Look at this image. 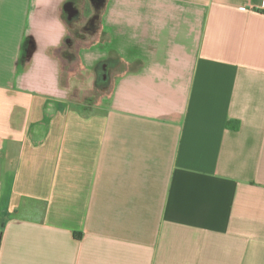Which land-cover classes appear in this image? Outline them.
Segmentation results:
<instances>
[{"label":"crops","instance_id":"1","mask_svg":"<svg viewBox=\"0 0 264 264\" xmlns=\"http://www.w3.org/2000/svg\"><path fill=\"white\" fill-rule=\"evenodd\" d=\"M81 7L0 0V264H264V0Z\"/></svg>","mask_w":264,"mask_h":264},{"label":"rangeland","instance_id":"2","mask_svg":"<svg viewBox=\"0 0 264 264\" xmlns=\"http://www.w3.org/2000/svg\"><path fill=\"white\" fill-rule=\"evenodd\" d=\"M103 3L104 0H80L84 20L81 24L75 25L74 29H81V31L86 30L87 32L83 36V38H80V43L90 44L93 41L92 38L94 37V34L98 29V17L101 12Z\"/></svg>","mask_w":264,"mask_h":264},{"label":"trees","instance_id":"3","mask_svg":"<svg viewBox=\"0 0 264 264\" xmlns=\"http://www.w3.org/2000/svg\"><path fill=\"white\" fill-rule=\"evenodd\" d=\"M228 126L232 129H237L238 128V122H235V121L229 122Z\"/></svg>","mask_w":264,"mask_h":264}]
</instances>
